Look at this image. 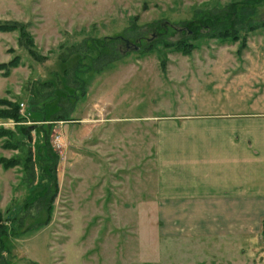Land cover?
Returning a JSON list of instances; mask_svg holds the SVG:
<instances>
[{
  "label": "rangeland",
  "instance_id": "obj_1",
  "mask_svg": "<svg viewBox=\"0 0 264 264\" xmlns=\"http://www.w3.org/2000/svg\"><path fill=\"white\" fill-rule=\"evenodd\" d=\"M232 1L239 0H0V21L28 24L35 50L45 58L38 62L19 47L17 32L0 33V64L20 57L8 77L0 71V100L18 101L27 119L17 126L0 119V130L12 132L10 138H0V158L22 162L7 170L0 164V226L12 234L4 239L6 264H264L263 239L233 244L224 238L172 233L183 229L163 222L155 150L161 118L178 121L179 115L224 113L231 100L252 104L264 99V25L249 33L241 57L239 43L198 40L194 43L199 48L189 56L167 51L164 76L159 53L120 45L124 57L119 63L99 74L81 75L85 96L62 101L70 120L53 125L49 138L59 156L52 172L58 190L50 216L45 201L30 205L44 190L38 169L34 184L29 183L30 170L24 166L28 139L18 130L52 120L49 116L58 109L55 100L45 103V119L30 111L28 102L34 88L48 89L43 83L64 88V69L79 59L72 56L61 63L68 48L90 38L127 33L133 22L140 32L156 21L172 26L191 19L195 10ZM257 6L262 24L264 3ZM151 33H145L142 43ZM181 37L176 32L167 39ZM243 76L249 79L238 81L231 92L227 84ZM32 135L37 152L42 138ZM6 140L26 145L4 149ZM42 160L47 169L50 162ZM31 227L38 228L23 233Z\"/></svg>",
  "mask_w": 264,
  "mask_h": 264
},
{
  "label": "crops",
  "instance_id": "obj_2",
  "mask_svg": "<svg viewBox=\"0 0 264 264\" xmlns=\"http://www.w3.org/2000/svg\"><path fill=\"white\" fill-rule=\"evenodd\" d=\"M228 104L156 122L163 222L178 236L264 240V99Z\"/></svg>",
  "mask_w": 264,
  "mask_h": 264
},
{
  "label": "trees",
  "instance_id": "obj_3",
  "mask_svg": "<svg viewBox=\"0 0 264 264\" xmlns=\"http://www.w3.org/2000/svg\"><path fill=\"white\" fill-rule=\"evenodd\" d=\"M264 3V0H239L232 1L226 5L216 3L211 9H198L194 11L193 17L189 20L173 24L172 26L168 22H153L152 25L147 27L146 31L140 32V29L133 22L132 26L127 33L117 35L114 37L103 38H90L84 41L82 44L72 46L61 55L60 62L67 63L70 57L78 56L77 62L63 71V84L64 88H58L57 85L52 82L43 83L40 85L42 88L48 87L47 90L41 88H34L35 91L30 95L31 99L28 102V108L32 112H39L41 114L40 119H45V103H50L51 100L56 101L57 111L49 116L52 120H42L43 124H35L34 126H22L18 130L22 133V136L28 139V157L24 161L25 168L30 170L29 180L31 184H34V176L36 175V169H38L42 183H39L44 190L43 195L34 199V202H44L46 206L47 216L51 213V203L54 200L55 193L58 190V183L56 175L53 174V170L57 168L59 162V156L52 151L49 138L54 128L53 125L58 122H65V107L62 101L70 103L73 99L85 96V82L80 79L81 75L88 74L89 72H95L97 74L104 71L106 67H113L116 62H120L124 54L120 51V45H123L126 49L133 50L134 52H157L159 53L161 71L164 76L167 75V51L171 49L173 52L181 53L185 56H189L194 50L199 48L198 43L194 41L198 40H218L221 43H239V49L237 55L242 56L243 51L248 48L249 33L255 32L264 23L259 24L257 18L259 16L257 4ZM174 28V30L172 29ZM28 24L18 21H0V33L17 32L19 35L18 45L25 50L29 56L38 62L45 60L35 50L33 36L29 33ZM173 31V32H172ZM146 32L151 33V39H146L145 44L142 43L145 38ZM177 33L183 34V37L177 41H170L167 36H173ZM128 45V47H127ZM162 45L163 50L157 49V46ZM8 53H14V50L10 49ZM88 59V63H84V60ZM20 64V57L14 56L9 62L0 64V71H3L2 76L8 77L10 69L18 67ZM59 94V96H57ZM21 104L18 101L0 100V119H10L16 126L17 124L25 123L26 118L21 114ZM69 113V112H68ZM38 119V118H37ZM48 119V117H47ZM48 121V122H47ZM47 123V124H45ZM32 133L42 138V144L37 152L32 150V144L34 138ZM12 132L8 130H0V138H10ZM24 142L7 141L4 142V149L19 150L24 146ZM26 145V144H25ZM31 145V146H30ZM43 151V156L42 152ZM43 157V158H41ZM44 159L50 162V166L46 169L44 165ZM19 160L0 158V164L4 169L13 168L20 165ZM47 202L45 196H47ZM45 224V223H42ZM41 224H39L40 226ZM34 228L26 229L23 233H26ZM14 234V233H13ZM12 234L0 226V264H6L3 254L8 253L7 248L4 246V239L8 238Z\"/></svg>",
  "mask_w": 264,
  "mask_h": 264
},
{
  "label": "water",
  "instance_id": "obj_4",
  "mask_svg": "<svg viewBox=\"0 0 264 264\" xmlns=\"http://www.w3.org/2000/svg\"><path fill=\"white\" fill-rule=\"evenodd\" d=\"M127 47H128V45H127Z\"/></svg>",
  "mask_w": 264,
  "mask_h": 264
}]
</instances>
